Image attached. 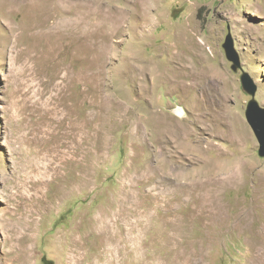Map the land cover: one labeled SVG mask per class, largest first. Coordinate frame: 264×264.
Masks as SVG:
<instances>
[{
  "label": "rangeland",
  "instance_id": "1",
  "mask_svg": "<svg viewBox=\"0 0 264 264\" xmlns=\"http://www.w3.org/2000/svg\"><path fill=\"white\" fill-rule=\"evenodd\" d=\"M0 3V264H264V0Z\"/></svg>",
  "mask_w": 264,
  "mask_h": 264
},
{
  "label": "water",
  "instance_id": "2",
  "mask_svg": "<svg viewBox=\"0 0 264 264\" xmlns=\"http://www.w3.org/2000/svg\"><path fill=\"white\" fill-rule=\"evenodd\" d=\"M223 47L228 61L232 63V71L235 73L241 71L242 65L240 56L235 48L231 33L227 35ZM240 80L243 90L252 97L247 105L245 117L258 141V154L260 157L264 158V107L260 106L255 99L258 86L253 78L246 72L242 73Z\"/></svg>",
  "mask_w": 264,
  "mask_h": 264
},
{
  "label": "bare ground",
  "instance_id": "3",
  "mask_svg": "<svg viewBox=\"0 0 264 264\" xmlns=\"http://www.w3.org/2000/svg\"><path fill=\"white\" fill-rule=\"evenodd\" d=\"M0 4H1V3H0ZM0 9H1V7H0ZM191 76H192V75H191ZM191 76H189V77H191ZM192 78H194V77H192ZM192 78H191V82H190V84H189V87L193 89V88L196 86V81H195L196 79H195V80L193 79V81H192ZM186 81H187V79H186ZM96 154H97V153H96ZM80 163H81V162H80Z\"/></svg>",
  "mask_w": 264,
  "mask_h": 264
}]
</instances>
